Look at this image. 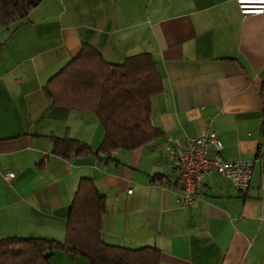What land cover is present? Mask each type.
<instances>
[{
  "label": "crops",
  "instance_id": "crops-1",
  "mask_svg": "<svg viewBox=\"0 0 264 264\" xmlns=\"http://www.w3.org/2000/svg\"><path fill=\"white\" fill-rule=\"evenodd\" d=\"M0 44V238L63 241L78 182L90 178L106 199V244L156 247L160 264H264V10L244 16L238 0H42L25 19L0 26ZM84 44L116 64L150 54L164 86L151 108L159 138L109 159L51 155V137L93 150L103 139L91 112L51 106L42 92ZM210 131L223 159L255 160L250 187L240 192L212 176L183 207L166 137L183 145ZM50 264L88 263L55 252Z\"/></svg>",
  "mask_w": 264,
  "mask_h": 264
},
{
  "label": "trees",
  "instance_id": "trees-1",
  "mask_svg": "<svg viewBox=\"0 0 264 264\" xmlns=\"http://www.w3.org/2000/svg\"><path fill=\"white\" fill-rule=\"evenodd\" d=\"M42 0H0V26L25 19ZM3 44H0V52ZM164 86L150 54H138L122 63L108 62L93 47L80 52L52 75L42 92L47 103L91 112L104 135L96 150L72 138L51 137V155L62 160L133 151L159 138L162 133L151 123L152 100ZM258 98L261 111L260 137L264 138V82ZM264 174V155L262 157ZM47 156L38 164L43 170ZM153 179L163 180L161 176ZM106 199L90 178H81L69 207L63 241L8 236L0 238V264H50L55 252L80 257L88 264H160L156 247L129 249L109 245L101 239Z\"/></svg>",
  "mask_w": 264,
  "mask_h": 264
},
{
  "label": "built area",
  "instance_id": "built-area-1",
  "mask_svg": "<svg viewBox=\"0 0 264 264\" xmlns=\"http://www.w3.org/2000/svg\"><path fill=\"white\" fill-rule=\"evenodd\" d=\"M238 3L244 16L264 10V0H238ZM221 150L222 144L214 131L190 138L183 145L176 144L170 136L166 137V160L179 172L175 196L181 206L194 205L201 194L203 180L212 176L231 181L240 192L249 189L255 160L227 161L220 155ZM13 178L12 172L5 175L6 180ZM259 194L264 200V174L260 178Z\"/></svg>",
  "mask_w": 264,
  "mask_h": 264
},
{
  "label": "water",
  "instance_id": "water-1",
  "mask_svg": "<svg viewBox=\"0 0 264 264\" xmlns=\"http://www.w3.org/2000/svg\"><path fill=\"white\" fill-rule=\"evenodd\" d=\"M102 157H104V156H102Z\"/></svg>",
  "mask_w": 264,
  "mask_h": 264
}]
</instances>
